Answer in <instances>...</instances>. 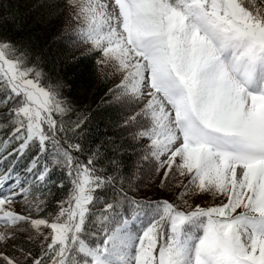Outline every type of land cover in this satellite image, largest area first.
Listing matches in <instances>:
<instances>
[{
    "label": "snow or ice",
    "instance_id": "1",
    "mask_svg": "<svg viewBox=\"0 0 264 264\" xmlns=\"http://www.w3.org/2000/svg\"><path fill=\"white\" fill-rule=\"evenodd\" d=\"M0 264H264V0H0Z\"/></svg>",
    "mask_w": 264,
    "mask_h": 264
},
{
    "label": "trees",
    "instance_id": "2",
    "mask_svg": "<svg viewBox=\"0 0 264 264\" xmlns=\"http://www.w3.org/2000/svg\"><path fill=\"white\" fill-rule=\"evenodd\" d=\"M70 71H72V70H70ZM85 75H87V74L85 73Z\"/></svg>",
    "mask_w": 264,
    "mask_h": 264
}]
</instances>
